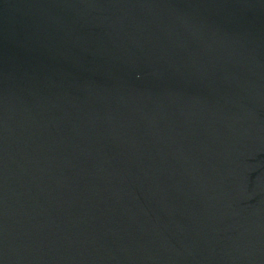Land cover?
I'll return each instance as SVG.
<instances>
[{
	"label": "water",
	"instance_id": "obj_1",
	"mask_svg": "<svg viewBox=\"0 0 264 264\" xmlns=\"http://www.w3.org/2000/svg\"><path fill=\"white\" fill-rule=\"evenodd\" d=\"M0 264H264V0H0Z\"/></svg>",
	"mask_w": 264,
	"mask_h": 264
}]
</instances>
